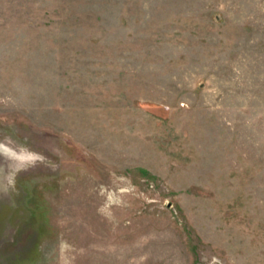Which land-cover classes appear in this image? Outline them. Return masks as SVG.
<instances>
[{"label": "rangeland", "instance_id": "1", "mask_svg": "<svg viewBox=\"0 0 264 264\" xmlns=\"http://www.w3.org/2000/svg\"><path fill=\"white\" fill-rule=\"evenodd\" d=\"M0 264H264V0H0Z\"/></svg>", "mask_w": 264, "mask_h": 264}]
</instances>
